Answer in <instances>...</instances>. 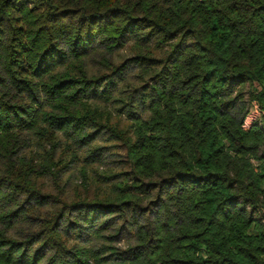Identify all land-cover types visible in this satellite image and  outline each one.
<instances>
[{
    "label": "trees",
    "instance_id": "16d2710c",
    "mask_svg": "<svg viewBox=\"0 0 264 264\" xmlns=\"http://www.w3.org/2000/svg\"><path fill=\"white\" fill-rule=\"evenodd\" d=\"M135 31L172 48L150 58V117L132 116L133 184L126 198L80 204L74 223L78 240L113 243L123 237L117 215L134 242L69 245L59 214L8 238L37 194L20 198L24 188L0 175V264H264V0H0V145L39 121L90 141L95 113L80 101L97 95L96 81L54 68L120 47ZM24 95L33 105L18 103ZM252 102L260 114L245 128ZM149 193L150 210L141 206Z\"/></svg>",
    "mask_w": 264,
    "mask_h": 264
},
{
    "label": "rangeland",
    "instance_id": "374dc122",
    "mask_svg": "<svg viewBox=\"0 0 264 264\" xmlns=\"http://www.w3.org/2000/svg\"><path fill=\"white\" fill-rule=\"evenodd\" d=\"M13 16L17 17L18 14L13 12ZM12 23L16 27L21 26L19 17ZM141 31L127 33L122 45L111 51L92 52L81 60H70L67 66L54 68V75L65 74L96 81L93 84L98 88L97 95L83 97L80 101L91 115L95 113L93 120L96 126L85 130L92 133L90 141L75 142L57 125L39 121L33 129L24 127L25 131H17L8 141L9 145H0V175L24 188L17 194L20 198L26 200L31 193L37 194L29 199L28 206L31 209L26 212L27 221L6 233L8 238L21 240L26 232L38 230L39 222L51 216L56 218L59 214L61 236L69 245L82 244L88 240L89 247L111 245L125 249L127 244L134 242L130 239L132 237L127 239V236L134 235V227L120 221L117 215L114 217L116 224L124 225V230L120 241L113 243L92 235H85L78 240L74 223L83 215H80L77 207L80 204L90 205L95 201L126 198L125 191L133 184L129 179L132 169L126 150V143L135 138L132 116L137 114L142 119L150 117V111L143 109L144 106L147 108V103H142L150 89V72L153 70L150 68L153 63L150 58L162 60L170 54L172 48L170 43L156 42L154 38L147 39V36L145 38ZM105 85H108L107 92L102 94L100 91ZM76 87L79 91L83 85ZM30 98L24 95L18 103L26 102L27 106H31L33 101ZM47 100L42 99L41 106L48 104ZM42 109L47 114L61 113L50 106ZM259 114L257 105L254 102L249 104L244 127L248 128ZM49 121L52 122L51 116ZM3 149H7V153ZM155 195L154 191L152 199ZM142 198L141 206L144 209L149 207L150 210V193ZM109 232H102V235L107 236Z\"/></svg>",
    "mask_w": 264,
    "mask_h": 264
}]
</instances>
